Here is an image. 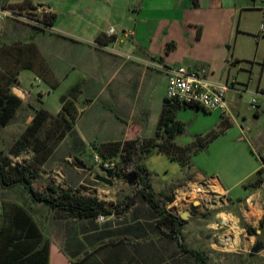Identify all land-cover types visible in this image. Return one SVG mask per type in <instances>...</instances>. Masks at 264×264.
<instances>
[{
  "label": "crops",
  "instance_id": "crops-1",
  "mask_svg": "<svg viewBox=\"0 0 264 264\" xmlns=\"http://www.w3.org/2000/svg\"><path fill=\"white\" fill-rule=\"evenodd\" d=\"M25 1L0 0L1 7L22 17L1 20L0 25V90L21 101L1 130L25 131L38 111L58 116L62 100L73 98L79 117L56 150L66 146L71 161H83L81 154L87 150L97 155L95 144L159 135L160 143L187 148L200 139L204 147L193 149L185 161L165 151L148 157L155 193L161 196L172 189L169 195H176L193 184H207L225 194V209L240 219L243 229L250 225L257 230L256 235L247 231L243 251L252 247L255 256H264V0H123V14L114 11L121 0H112L113 12L79 11L73 4L63 13L30 0L40 19L56 13L49 30L26 20L16 7ZM62 24V31L54 29ZM155 65L188 66L217 82H230L233 76L226 109L168 106L172 120L159 130L168 76ZM27 70L46 85L47 94L35 99L24 91ZM256 97L260 100L253 108ZM19 187L1 188L20 191L26 207L0 202V264H197L140 197L124 214L99 221L67 218L33 202ZM89 187L108 203L119 199L107 198L114 193L111 189ZM177 198V212L191 213L181 227L187 248L211 258V250H220L201 231L211 235L215 214L214 220L207 219L198 200L191 206Z\"/></svg>",
  "mask_w": 264,
  "mask_h": 264
},
{
  "label": "trees",
  "instance_id": "trees-1",
  "mask_svg": "<svg viewBox=\"0 0 264 264\" xmlns=\"http://www.w3.org/2000/svg\"><path fill=\"white\" fill-rule=\"evenodd\" d=\"M20 11L32 9V3L30 0L16 6ZM15 10V9H14ZM57 19L56 13H50L43 16L41 23L46 26H52ZM170 49V46H169ZM21 101L15 96H7L5 92L0 90V130L6 127L9 121L14 117L16 109L20 106ZM168 106L174 107H193L191 105H182L178 102H172L168 99L165 101V107L159 124V130L164 123L172 120L170 117V110ZM60 117L67 123L68 130H63L59 135V141H61L65 134L70 131L72 124L79 117L75 100L73 98H64L62 100V110ZM50 115L40 110L37 112L34 121L30 127L26 130L27 136L36 138L40 131L43 129ZM69 122L71 124H69ZM159 133V132H158ZM25 137V139L27 138ZM217 136V133L211 135L205 143ZM159 135L154 139H143L141 137L124 142H111L104 144H95V150L105 159H119V166L115 172V179L130 181L134 179V183L130 186L131 191L121 197L117 203H108L100 200L97 196L93 195H78L74 190L68 188L60 191L54 187L50 188L51 193L46 194L38 191L33 186V179L36 175L31 173L25 166L22 169L18 167H11L12 161L10 158L2 157V151L0 150V185L3 189H12L17 186H23L30 194L33 202L44 203L51 209H55L63 213L67 218H95L101 215H122L128 211L135 203L137 198H142L146 201L158 214L159 225L166 226L170 230V235L178 242L181 250L189 252L193 255L197 264H208L209 258L205 252L188 249L185 244V237L182 233V225L186 223L180 216L171 212L167 208L165 198L169 195L172 189L167 190L161 196H158L151 184V173L146 165L148 157L155 151H165L173 159H180L185 161L191 151L199 150L204 147V142L198 139L197 144L192 147L182 148L177 147L172 142H159ZM25 139H19L14 146L13 153L15 155L23 152L28 146ZM49 158V154L40 163H45ZM183 159V160H182ZM185 159V160H184ZM189 159V158H188ZM11 167L12 170H9ZM262 182L259 178L254 185L257 187ZM198 209V207H194ZM247 231L250 234L256 235L257 230L250 225L246 226Z\"/></svg>",
  "mask_w": 264,
  "mask_h": 264
},
{
  "label": "rangeland",
  "instance_id": "rangeland-1",
  "mask_svg": "<svg viewBox=\"0 0 264 264\" xmlns=\"http://www.w3.org/2000/svg\"><path fill=\"white\" fill-rule=\"evenodd\" d=\"M33 2L36 5L44 4L46 6H50L60 13L70 10L73 4L77 6L76 9L79 11L93 9L94 11L113 12V9L111 8L112 0H33ZM123 2V0L117 2V7L114 8V11H119L121 14H123ZM22 14H24L25 17H27L26 19L28 20L33 19L35 22H39L35 26L41 29L43 28L49 30L48 26H46L45 24H40L41 17L38 16V14L34 10H31V8L23 11ZM55 28H59L62 31L66 28V25L62 24L61 26L54 27V29ZM120 32L122 31L118 29L117 34L119 35ZM183 67L190 69L188 66ZM241 74L246 73L241 72ZM232 79H234L233 76L230 77V83H232ZM22 87L24 91L31 92L32 96L35 99L38 98L41 93L47 94L46 85H44L43 83L39 84L36 78L32 76V74L28 70L25 71ZM256 100L257 102H259L260 97H256ZM84 101L85 100H82L80 102L83 104ZM39 104L42 105L41 102ZM69 124L71 123L69 122ZM67 126V123H65V121L61 119L59 114L58 116H50L49 120L36 138L27 136L26 130L17 131L15 130V128L6 129L4 131L0 130V150L2 151V157L10 158L13 164L11 167H18L19 169H22V167L25 166L31 173L35 174L36 177L35 179H33V186L38 191L50 194L51 187H54L55 189L60 191L70 188L74 190L78 195H93L101 199L98 191L89 187L93 184V186H100L101 188L106 190H113L114 193L107 195V198L109 196L119 198L117 199L118 202L121 197L126 195V192L131 191L130 186L132 185L130 184V181L127 182L125 180L115 179V172L119 166V159H105L98 153L97 155H99L105 161H111L116 164V170L114 172L113 187H108L101 183H95L94 178L98 175H103V173L95 164V155L93 151L87 150L84 154H81V158L83 161L74 158H72V161L66 159V146H62L60 149H58V151H56L59 143L61 142L59 141L58 137L63 130H68ZM26 136V139L28 140V147L20 154L15 155L13 153L15 143L19 139H25ZM69 144H73L72 141L69 142ZM47 154H49L48 160L45 163H40L43 158L47 156ZM78 164L85 165L86 170L78 169ZM11 167H9V170H12ZM80 181H82L83 184H78ZM19 188H23L24 190H26L23 186ZM25 200L26 199H24L20 194V191H4L1 189L0 185V202L4 203L5 201H15V203L26 207ZM101 200L104 201V198L102 197ZM59 213L63 214L60 211ZM205 215L207 219L214 220V218H212L213 213L209 212ZM205 224L206 222L202 221L201 226H205ZM243 225L244 224L242 223L241 227ZM201 233L205 235L204 239L211 238V235L208 234V231L203 230L201 231ZM247 238L248 237L241 235V239L243 242L239 248L240 250L237 252L224 253L222 251L211 250L210 253H213V255L211 256V258H209L208 264H264V256H255L252 247H249L247 251H243L245 244L244 240ZM253 246V248H255L256 244L254 243Z\"/></svg>",
  "mask_w": 264,
  "mask_h": 264
},
{
  "label": "built area",
  "instance_id": "built-area-1",
  "mask_svg": "<svg viewBox=\"0 0 264 264\" xmlns=\"http://www.w3.org/2000/svg\"><path fill=\"white\" fill-rule=\"evenodd\" d=\"M9 18L22 17L13 9L0 7V20L4 21ZM28 21L32 22L31 20ZM113 33L114 29H111L109 34L112 35ZM155 67L168 76L166 99L182 105L200 106L209 111L226 109L225 98L234 87V81L232 83L213 81L204 71H194L185 67L170 68L162 65H155ZM252 103V107L256 108V99H253ZM94 160L99 168L111 169L115 172L116 164L113 162L105 161L99 155H95ZM262 169L264 171V159ZM176 195L183 198L184 204L191 206L195 200H198L200 208H203L205 213L215 214L216 219L209 225V229L212 238L217 240L215 244L220 251L230 253L240 250L241 235L246 236L248 232L241 227L240 219L225 209L229 202L225 194L213 191L207 184H193L178 190ZM179 205L180 203L178 204L176 201V208ZM105 218L106 216L101 215L99 221H104Z\"/></svg>",
  "mask_w": 264,
  "mask_h": 264
},
{
  "label": "water",
  "instance_id": "water-1",
  "mask_svg": "<svg viewBox=\"0 0 264 264\" xmlns=\"http://www.w3.org/2000/svg\"><path fill=\"white\" fill-rule=\"evenodd\" d=\"M77 168L80 170H86V166L83 164H78ZM100 170L102 171L103 175H98L95 177V181L104 184L108 187H113L114 186V182H113V178H114V171L111 169H104V168H100ZM134 183V179H130V184ZM177 201V197L175 195V193L170 194L168 197L165 198V202L170 206L169 210L171 212H174L176 215L180 216L181 219L187 221L190 219L191 217V213L189 211H185L182 213L177 212V208L175 206ZM195 206H198V204H196ZM257 250L259 248H256Z\"/></svg>",
  "mask_w": 264,
  "mask_h": 264
}]
</instances>
